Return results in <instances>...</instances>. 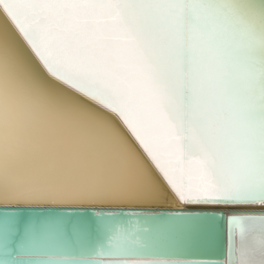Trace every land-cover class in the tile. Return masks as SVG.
Returning <instances> with one entry per match:
<instances>
[{"label":"snow or ice","instance_id":"snow-or-ice-1","mask_svg":"<svg viewBox=\"0 0 264 264\" xmlns=\"http://www.w3.org/2000/svg\"><path fill=\"white\" fill-rule=\"evenodd\" d=\"M0 264H264V0H0Z\"/></svg>","mask_w":264,"mask_h":264},{"label":"water","instance_id":"water-1","mask_svg":"<svg viewBox=\"0 0 264 264\" xmlns=\"http://www.w3.org/2000/svg\"><path fill=\"white\" fill-rule=\"evenodd\" d=\"M153 209H156L155 212H149ZM127 211V209H126ZM134 211H137L141 214H165L162 219L160 220H169L168 216L166 214H172V213H183L185 215H211L213 211H215L217 214L219 210H209L204 209L201 207H190L188 210H182L181 204L175 202L174 198L169 196L166 200L161 202L160 204L152 207H145V208H138L134 209ZM123 216V214H121ZM132 219H152L151 217L143 216L141 215L138 217H121L120 220H132ZM182 223V222H181ZM71 227V225H69ZM73 239H78V237L74 236ZM178 251H181L183 254L180 255L178 258L180 259H198V258H207L208 252H210V249H192V248H184V249H178ZM43 255L41 253H27V252H15L14 255L17 259H27L29 257L38 258L40 256H29V255Z\"/></svg>","mask_w":264,"mask_h":264},{"label":"bare ground","instance_id":"bare-ground-1","mask_svg":"<svg viewBox=\"0 0 264 264\" xmlns=\"http://www.w3.org/2000/svg\"><path fill=\"white\" fill-rule=\"evenodd\" d=\"M182 207V210H188V208L190 207H196V206H184V205H181ZM156 209H153L149 212H155ZM123 221H129V220H121V222ZM132 223L131 224H128L127 226L128 227H132V228H135V227H141V228H148V227H151L153 228L154 230H157L161 233H165L167 232L169 229L175 227V226H178L181 221H178V220H158V219H132L131 220ZM138 221V223H137ZM29 256H42V255H39V254H35V255H29ZM29 258H33V257H29Z\"/></svg>","mask_w":264,"mask_h":264}]
</instances>
